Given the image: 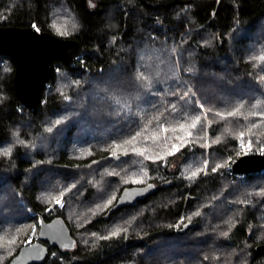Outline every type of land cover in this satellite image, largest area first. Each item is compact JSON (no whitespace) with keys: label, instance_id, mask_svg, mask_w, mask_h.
I'll list each match as a JSON object with an SVG mask.
<instances>
[{"label":"trees","instance_id":"1","mask_svg":"<svg viewBox=\"0 0 264 264\" xmlns=\"http://www.w3.org/2000/svg\"><path fill=\"white\" fill-rule=\"evenodd\" d=\"M0 25L80 43L73 64L52 60L34 109L0 54V264L56 216L76 245L51 248L44 264H173V248L174 264H264V172L232 171L242 142L264 146V0H0ZM40 138L48 151L31 152ZM151 183L154 194L105 218L125 187ZM109 196L103 216L81 215L84 244L69 207ZM126 212L130 225L103 236Z\"/></svg>","mask_w":264,"mask_h":264},{"label":"water","instance_id":"2","mask_svg":"<svg viewBox=\"0 0 264 264\" xmlns=\"http://www.w3.org/2000/svg\"><path fill=\"white\" fill-rule=\"evenodd\" d=\"M80 43L74 38H63L49 31L36 27L0 25V54L11 56L15 64L13 77L14 88L20 101L27 108L34 109L41 102L43 89L52 74V60L59 59L66 65L76 61ZM125 156L111 155L115 162ZM264 169V153H246L232 164L236 174H249ZM157 190L154 184L125 187L117 202L108 210L105 218L121 208L132 206L142 201ZM192 223H185L178 231L186 232ZM76 239L62 216L50 221H39L38 239L21 247L9 264H44L53 247L73 249ZM257 251L264 253V243L258 245Z\"/></svg>","mask_w":264,"mask_h":264},{"label":"rangeland","instance_id":"3","mask_svg":"<svg viewBox=\"0 0 264 264\" xmlns=\"http://www.w3.org/2000/svg\"><path fill=\"white\" fill-rule=\"evenodd\" d=\"M60 26H61V28H64L66 30L67 29L70 30L73 27L76 28V21L75 20L66 19L64 17H61V25ZM56 125H58L57 121H55L54 127L51 130V133L53 134V136L56 133V129H55V126ZM50 128H51V126H50ZM207 141H208V139H207ZM48 147H49V144L47 145V143L45 142V140L40 138L37 142H35V146H33V147L31 146V152H33L34 150H36L38 148H42L45 151H48V149H49ZM178 148H179V145H174L171 148V154L176 153L177 150H178ZM258 152L264 153V146H261L260 147V150H258ZM246 153H252V146L249 143L242 142L241 143V146H240V150H239L238 156H241V155L246 154ZM226 167L227 168H230V165L229 166L227 165ZM108 190L109 189H107V190L105 189L103 191L104 192L105 191L108 192ZM104 198L105 197H103L102 200ZM113 199H114V197L112 198V196H109L108 198H105L103 201L101 200V201H98V202H95V203H85V202H83L82 205L77 206V207H73V209H72V207H69L68 213H69V216L71 218V221L76 226V229H77V232L76 233L78 234V236L80 235V237L82 238L84 244H88L90 237L89 238H85L84 237V233H83L84 227H83V225H84L85 217H83V219H81V215L84 214V213H88L89 214L88 221H92L94 218H96L98 216H103L104 212H107L108 208H110V206H111V204L113 202ZM57 200H59L60 202L57 203ZM109 201H111V203H109ZM0 204L7 206V203L1 202ZM54 204L55 205L63 206V197H62V195L60 197H57L54 200L53 206H51L50 208H53L55 206ZM127 215H128L127 212L124 213V214H121L118 217H116L113 221H111V223H109L108 225H106L105 228L103 229V233H102L103 236H105V234H108V235L113 234L114 232L116 234H119L122 231V229L127 228V227H125V225L127 224L128 221L127 222L124 221V217L127 216ZM40 219H39V221H40ZM125 219H128V217L125 218ZM128 225H130L129 222H128ZM34 232H35L34 229H32L31 232H30V234H28L29 237H28L27 243H31L33 241L32 239H34V241H35V239H36L35 237L36 236L35 235L33 236ZM90 235H91V233H89V236ZM98 237H99L98 234H96L94 236L95 239H97ZM171 250L173 251V253H172V255L170 254V256H171L170 259L171 260L170 259L169 260L171 261V263L174 264V263H176L179 260V258L181 256V250H179L178 248H173ZM195 253H196V251L195 252L193 251V254H195ZM193 254L191 255L192 257L194 256ZM226 262L227 261H225V264H227Z\"/></svg>","mask_w":264,"mask_h":264},{"label":"snow or ice","instance_id":"4","mask_svg":"<svg viewBox=\"0 0 264 264\" xmlns=\"http://www.w3.org/2000/svg\"><path fill=\"white\" fill-rule=\"evenodd\" d=\"M261 60H264V57H260ZM140 78H143L142 76ZM202 107V106H201ZM239 108H237L235 111L233 112H228L227 114H222V113H217V115L221 116L222 118H227V117H230V116H236L238 113H239ZM200 122V117L197 116L194 121L189 125L190 128H196L197 124ZM57 123H60V121H57ZM184 126L181 125V128H183ZM253 127H255V125H253ZM52 129L49 128L48 131H51ZM249 131H251V129H249ZM189 135H191V133L189 132ZM241 137H243V133H241ZM126 144H130L132 143V141H125ZM114 147H122L121 145H116ZM141 155H143V152L139 153ZM113 155H115V152L113 153ZM213 171H215V169H213ZM192 177L196 176L197 173L196 172H193L192 174ZM60 201L57 200V203H59ZM109 203H111V201H109ZM116 233L114 232L113 235H115Z\"/></svg>","mask_w":264,"mask_h":264},{"label":"built area","instance_id":"5","mask_svg":"<svg viewBox=\"0 0 264 264\" xmlns=\"http://www.w3.org/2000/svg\"><path fill=\"white\" fill-rule=\"evenodd\" d=\"M249 152H250V151H249ZM260 171L264 172V169H262V170H260ZM36 239H38V236L36 237Z\"/></svg>","mask_w":264,"mask_h":264}]
</instances>
